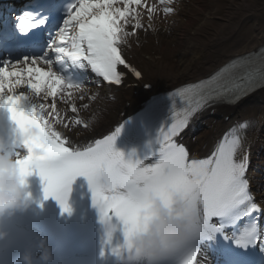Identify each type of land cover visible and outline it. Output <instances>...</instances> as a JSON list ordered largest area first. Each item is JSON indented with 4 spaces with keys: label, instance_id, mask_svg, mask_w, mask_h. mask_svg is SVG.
I'll list each match as a JSON object with an SVG mask.
<instances>
[{
    "label": "snow or ice",
    "instance_id": "obj_1",
    "mask_svg": "<svg viewBox=\"0 0 264 264\" xmlns=\"http://www.w3.org/2000/svg\"><path fill=\"white\" fill-rule=\"evenodd\" d=\"M174 2L157 0L149 5L147 0H71L65 5L64 0H35L33 11L19 18L15 30L7 26L0 29V48L5 49L19 44L21 34L33 29L47 26L49 32L39 54L24 55L15 62L0 60V107L7 108L15 125L13 155L22 175L37 173L44 198H54L66 212H71L68 197L72 183L85 177L93 204L106 225V244H111L117 224L121 226L123 242L113 247L112 253L125 264H137L139 254L131 239L150 219V197L157 195L171 207L173 193L183 197L189 236L173 245L167 264H198L203 246L217 251L223 264H245L243 253L250 248L259 245L264 253V230L253 216L261 212V205L255 201L246 176L249 122H239L230 129L205 158L190 159L187 148L174 138L210 102H236L257 85L264 86V59L256 65L251 58H239L229 69H243V75L226 79L228 69H222L208 80L178 90L185 105L174 112L170 127L161 128L143 158L133 160L135 153L126 158L115 148L122 125L84 147L74 146L56 128L61 124L66 129L89 127L78 116L62 115L57 107L60 101L70 105L71 113H78L74 94L80 93L83 100L85 85L74 71L90 68L110 85L122 84L124 73L119 66L141 77L123 55L122 45L144 27L141 9H146L150 27L159 11L157 3L163 6V14L169 15L175 12ZM18 88L27 91L17 92ZM90 98L95 99V95ZM30 128L38 129V135L27 136ZM21 149L27 154L22 156ZM242 217L251 219L229 234L228 228Z\"/></svg>",
    "mask_w": 264,
    "mask_h": 264
},
{
    "label": "bare ground",
    "instance_id": "obj_2",
    "mask_svg": "<svg viewBox=\"0 0 264 264\" xmlns=\"http://www.w3.org/2000/svg\"><path fill=\"white\" fill-rule=\"evenodd\" d=\"M154 2L157 1L150 0V5ZM222 4L225 6V13L217 17L218 24L215 25L213 17ZM171 6L175 8V12L164 15L163 6L157 3L159 11L154 14L150 27L146 9H141L144 13V27L130 40L132 45L128 52L143 68L152 84H159L154 89L193 81L231 56L252 51L264 43V0H175ZM110 93L113 92L108 91L105 86L85 87L83 100L79 99L80 93H75L77 114L70 112V105L58 101L57 107L62 115L92 121L88 128L72 126L66 129L61 124L62 127L75 139L90 137L104 131L112 123L118 104L131 109L137 103L132 88L121 89L120 96L115 93L116 99ZM93 95L95 99L90 98ZM259 95L252 102L242 100L238 107H233L226 113L231 114L233 120L246 115H253L255 118L256 113L262 116L264 97ZM48 102L51 103V100ZM223 124L224 117L206 119L203 129L193 136L194 148L207 145ZM259 136L264 145V132ZM262 157L264 159V149Z\"/></svg>",
    "mask_w": 264,
    "mask_h": 264
},
{
    "label": "clouds",
    "instance_id": "obj_3",
    "mask_svg": "<svg viewBox=\"0 0 264 264\" xmlns=\"http://www.w3.org/2000/svg\"><path fill=\"white\" fill-rule=\"evenodd\" d=\"M27 136L38 135V129L30 128ZM16 133L0 131V216L24 210L31 204L27 192L28 177L22 175L13 155ZM39 155V150L35 153ZM171 207L163 199L152 195L149 199L146 227L136 233L131 244L138 252L137 264H167V257L176 242L188 239V221L183 215L185 203L180 193L171 196ZM3 233H0V238ZM22 264H51L52 251L46 238H38L33 247L21 256Z\"/></svg>",
    "mask_w": 264,
    "mask_h": 264
},
{
    "label": "rangeland",
    "instance_id": "obj_4",
    "mask_svg": "<svg viewBox=\"0 0 264 264\" xmlns=\"http://www.w3.org/2000/svg\"><path fill=\"white\" fill-rule=\"evenodd\" d=\"M220 13H221V15H223L224 9H222ZM215 21L218 22L217 20H215Z\"/></svg>",
    "mask_w": 264,
    "mask_h": 264
}]
</instances>
